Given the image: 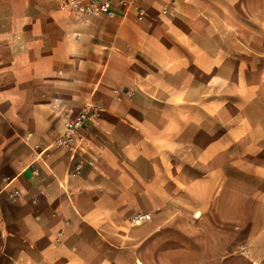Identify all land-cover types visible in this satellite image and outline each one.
<instances>
[{
    "label": "crops",
    "instance_id": "0c3cea01",
    "mask_svg": "<svg viewBox=\"0 0 264 264\" xmlns=\"http://www.w3.org/2000/svg\"><path fill=\"white\" fill-rule=\"evenodd\" d=\"M60 1L0 0V264H264V0L259 43L188 0L142 22ZM88 103L75 152L34 163L26 138L47 148Z\"/></svg>",
    "mask_w": 264,
    "mask_h": 264
},
{
    "label": "built area",
    "instance_id": "2783aa9c",
    "mask_svg": "<svg viewBox=\"0 0 264 264\" xmlns=\"http://www.w3.org/2000/svg\"><path fill=\"white\" fill-rule=\"evenodd\" d=\"M153 0H61L58 5V10L64 15H75L78 19L83 18H121L128 19L131 15L136 21L142 22L147 18L145 6ZM161 14L166 16L169 14L168 7H163ZM126 96H130L126 94ZM103 110L95 103L85 104L79 112L72 118L67 120L60 134L43 150H39L36 146H29L30 136L24 141L33 153L34 163L40 162L45 168L47 164L43 160V156L49 150L75 152L78 146V134L88 125L95 123L101 116ZM91 165V163H88ZM78 168V167H77ZM32 176H37V169H32ZM13 181H9L4 186V194L10 202L19 200L23 194L22 191L13 186ZM199 212L194 214L196 219ZM150 221V215H135L131 219L132 225L139 226Z\"/></svg>",
    "mask_w": 264,
    "mask_h": 264
},
{
    "label": "rangeland",
    "instance_id": "374dc122",
    "mask_svg": "<svg viewBox=\"0 0 264 264\" xmlns=\"http://www.w3.org/2000/svg\"><path fill=\"white\" fill-rule=\"evenodd\" d=\"M191 5H197L201 9L205 10V15L213 21L216 31L229 30L233 34H238L242 39L248 40L250 33L254 34L256 41L259 43L260 37V15H261V0H188ZM238 69L236 73V83L233 88H237L245 83V69L243 66ZM259 66H256L253 71V77H250L251 82L247 79V83L250 85L256 84L259 74ZM254 95V94H252ZM250 95V96H252ZM96 104V103H95ZM235 109L238 110V126H246V119L242 111L244 110L243 102L232 103ZM192 136L190 131L189 137ZM241 134L238 133V137ZM52 141V139H51ZM48 142L47 145L51 143ZM48 154L60 153L57 150H49ZM244 149L238 150V156L245 155ZM30 157V154H29Z\"/></svg>",
    "mask_w": 264,
    "mask_h": 264
}]
</instances>
